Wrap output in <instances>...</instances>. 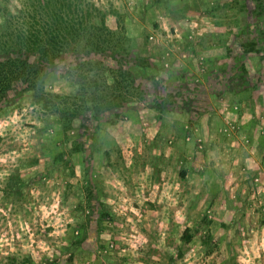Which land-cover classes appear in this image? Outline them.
Masks as SVG:
<instances>
[{"label":"rangeland","instance_id":"374dc122","mask_svg":"<svg viewBox=\"0 0 264 264\" xmlns=\"http://www.w3.org/2000/svg\"><path fill=\"white\" fill-rule=\"evenodd\" d=\"M89 1L119 10L120 54L15 53L79 99L74 62L118 68L127 101L44 115L27 83L6 89L0 264H264V4Z\"/></svg>","mask_w":264,"mask_h":264},{"label":"trees","instance_id":"16d2710c","mask_svg":"<svg viewBox=\"0 0 264 264\" xmlns=\"http://www.w3.org/2000/svg\"><path fill=\"white\" fill-rule=\"evenodd\" d=\"M253 1L264 4V0ZM109 13L117 17L119 10L115 7L102 9L89 0H20L18 5L12 0H0V98L11 83L21 81L32 90L31 102L40 104L44 115H49L47 112L56 113L54 102L75 107L79 100L83 105L94 101L96 110L105 111L127 101L125 93L112 92L113 83L115 88L120 86L122 89L117 77L111 75L105 82V72L121 73L118 68L103 65L94 59L74 62L68 71L79 79L77 83L85 89L79 99L70 92L46 91L42 68L15 53L24 50L26 54L34 53L40 60L49 63L62 53L71 51L83 55L108 53L116 56L120 54L116 49L120 40L116 30L107 23ZM91 71L99 72L101 78L87 80L88 74L93 76ZM131 91L128 89L126 94L129 96ZM54 125L50 123L52 128ZM181 174L184 175L185 171L182 170ZM190 238V233H183L182 240L188 242ZM21 264L25 262L21 261Z\"/></svg>","mask_w":264,"mask_h":264}]
</instances>
